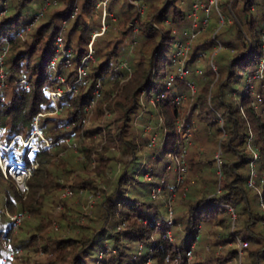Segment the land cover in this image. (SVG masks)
Segmentation results:
<instances>
[{
    "label": "trees",
    "instance_id": "1",
    "mask_svg": "<svg viewBox=\"0 0 264 264\" xmlns=\"http://www.w3.org/2000/svg\"><path fill=\"white\" fill-rule=\"evenodd\" d=\"M95 1L54 0L34 21L33 7L41 8L45 0H0V13L4 10L0 14V68L5 75L0 86V145H9L16 136L26 141L36 130L49 142L47 147L35 135L37 150L30 156L26 146L18 139L14 141L20 148V160L32 169L26 184L35 195L48 184L52 190L64 187L56 178L71 177L75 161L57 156L66 149L65 141H70L85 159L77 163L78 170L92 166L93 176L102 182L105 175H111V181L106 179L100 192L91 191L98 188L91 181L78 182V188L84 184L82 188L88 191V197H94L93 217L70 220L62 212L58 226L65 233L59 234V228L54 236H41L42 242L35 239L36 233L25 235L19 226L22 233L11 240L10 251L17 253L24 248L34 256L38 254L42 260L36 264H204L197 255L201 250V227L205 225L207 229L222 231L214 232L220 242L235 246L227 250L224 260L216 263L231 264L239 258L238 241H241L245 264H264V235H258L261 238L253 235L254 228L264 225V80L252 78L264 60V41L260 37L264 5L248 16L243 14L244 8L238 22L226 27L224 38L219 40L223 52L212 58L217 75L209 65L203 72L201 85H197V93L195 90L192 94L189 87H184L187 94L175 91V87L181 89L188 76L176 80L171 88L165 85L166 76L174 69L170 49L179 41L180 28L185 27L180 1L166 0L161 8L147 7L142 16L126 1L115 10L118 0L113 1L107 12L115 20L108 18L106 31L92 43L93 60L86 63V81L74 85V93L68 92L87 53L91 34L98 29L83 20V16L92 15ZM76 4L78 11L63 32L64 46L71 50L72 66L63 68L60 58L56 70L51 71L50 62L56 55L55 37L61 21L70 17ZM135 27L134 45L128 53L125 39H132ZM213 44L212 38L199 43L190 59L194 60L196 54L198 58L211 55ZM123 60H127L131 73L114 70ZM57 76H62L64 82L57 81ZM234 83H240V88L236 89ZM97 84L100 96L86 111L84 108L93 98ZM247 85L251 86L248 91ZM56 89H61L63 95L54 105L49 94ZM175 92L184 94L188 100L195 97L185 120L195 114L200 129L194 133L211 141L209 150L216 146L219 160L207 159L196 168L200 175L211 177L210 185L205 190H193L188 203L181 206L184 214L173 217V225L167 226L162 204L157 205L156 198L150 195L157 184L144 180L146 175L155 179L159 173L153 164L139 168L140 147L130 128L139 111L155 116L148 118L157 124L156 133L161 138L155 161L164 163L163 169L167 171L186 147L177 129L182 115L172 99ZM2 154L15 158L11 152ZM119 155L127 156L128 161H119ZM33 164L36 168H32ZM195 165L197 162L191 161L188 169L193 171ZM250 179L253 188L248 185ZM2 181L12 185L2 187L5 208L10 213L18 211L32 217L39 213L40 204L35 199L26 204L23 194L0 171ZM141 181L150 185L145 194L138 191L143 187ZM64 199H58V204ZM88 207L82 206L83 215ZM242 217L243 226L239 230ZM235 223L237 228L235 225L231 230ZM10 235L11 221H8L6 230L0 228L1 241L10 242ZM189 250L192 261L186 256ZM8 259L1 261L0 257V264H7Z\"/></svg>",
    "mask_w": 264,
    "mask_h": 264
},
{
    "label": "rangeland",
    "instance_id": "2",
    "mask_svg": "<svg viewBox=\"0 0 264 264\" xmlns=\"http://www.w3.org/2000/svg\"><path fill=\"white\" fill-rule=\"evenodd\" d=\"M125 1L126 0L116 1L114 5L116 7L115 10H117V8H119L120 5L123 4ZM165 1L166 0H142V3H144L145 6L150 7V8L151 6H153V8H161L163 7ZM262 2H264V0H220L219 9L224 16L225 23H224V28L219 33V40L224 38L222 37L223 35L222 33L226 29V27L229 24H231L228 22L229 20H231V22L233 21L236 22L237 17H240L242 10L244 8H246V11H244L243 14L245 16L250 15L252 13V11L250 10V5H254L257 11L260 9V5ZM176 4L177 2L174 3L175 6H177ZM33 8L35 9V11H38L40 9V7H37V6ZM187 10L188 9L186 8L184 9L185 20L187 19V15H188ZM46 11L47 9L45 10V12ZM171 11H173V7H170L169 12ZM208 15H209V27L207 31L202 32L198 36L196 35L195 39L191 43V50L188 53H186L187 55L185 58L187 59L185 60V65L186 66L189 65L187 67H188L190 76L188 73L185 76V77L187 76L188 77L183 81L184 83L181 89H178V87H175L176 88L175 91L181 92L180 90H182L185 93L186 88L184 89V87L190 88L191 86L194 88V90H196V93H197V90H198L197 85L198 84L201 85L204 79L203 72L207 71L209 68V65H210L209 59L211 60V57L214 58V56L217 53L222 54L223 52L219 50L218 52L215 53V55L212 52L210 53L211 55H206L205 57H201V58H198L196 54V58H194V60L190 59L191 55H193L194 48L199 43L205 42L207 39L211 38L210 36H211V32L213 28L218 27V17H217V12L214 6L210 7ZM38 18H40V16ZM89 18H90L91 24L87 23ZM83 20L85 21L86 24H89L90 27H93L96 29L98 28V23H99L98 15L96 17L94 16V18L92 15L83 16ZM63 38H64V34H63ZM173 50H174V47L172 45L170 49L171 55H172ZM207 56L210 58L208 59ZM216 61H217V58H216ZM218 62L221 65L222 62L220 60ZM261 62H264V60H261ZM173 68L174 66L172 65V69ZM175 71L176 69H173L171 73H175ZM200 71L202 72V74H199ZM244 78L245 77L242 78L243 81H244ZM232 85L236 89L240 88V83H234ZM186 93L188 94V92ZM182 95L184 96L185 99L184 101L181 102V105L179 106L180 107L179 110L181 111L182 116L177 122V125H178L177 129H179V134H180L181 139L185 137V135L188 137L190 136V137L188 140V145H186L185 147V152L181 156V158L184 159L186 163V172L184 176L182 177V180L180 181L179 184L176 181V173L173 168H171V170L164 171L163 169L164 163H159L155 161V155H156L157 149L160 148L161 146L159 144L161 138H160L159 132L156 133L157 124H155L154 121L150 122V120L148 119L150 116H153L154 118L155 116L148 115L145 112L139 111L138 114L135 115L136 117L133 118L134 120L132 121V126L130 128L131 133L135 136L136 143L140 147V154H139L140 158H139V164H138L139 168H141L145 164H153L155 165L156 173L157 174L159 173V176H156L155 179H151V181L145 178L144 180L145 182L153 181L157 184L156 186H159L160 192L158 193L157 198L154 200V202L157 205L162 204L163 209H161V211H162L163 218L165 219L167 218L166 210L169 207V204H170L169 199H171L172 197L171 195H173L172 197L173 200L170 201L172 202V204L170 205L173 210V217L182 216L184 214V210L182 209L181 206H183L185 203H188L187 199L190 193H192L193 190H202V189L205 190L209 187L210 185L209 182H210L211 177L207 176V174L200 175V173L198 172V169L196 172V168L202 165L201 164L202 161H207V159H211L213 157L218 159V154H219V151L217 150L216 146H214V148L212 147L213 151L208 149L210 148L209 145H211L210 140H207L206 138H204V136L199 137L197 136V134L194 133V131L197 132L198 128L200 129V126L197 124V120L194 117L195 114H193V116L190 118L189 121L185 120L190 115L191 106H192V103L195 97L191 98L192 100L190 98H189L190 100H188V98L186 99L184 94ZM153 133L157 136V143L153 147L154 149L147 146L148 144L147 140H149V136ZM64 144H66L67 147L66 149L62 150V152L58 153L57 155L58 158L60 159V157L62 156L63 158L69 159V161L71 162L75 161V164L72 165L73 173L71 174V177H68L66 175L64 177L61 176L59 178H56V182L64 184V187L58 186L57 184L58 186L57 190L55 189L52 190V189H49L51 188L50 187L51 184H48L47 186H45L43 190H41L36 195L33 194L29 189L25 193H23V198L25 200V203L29 205L35 199L34 202L36 204L37 203L40 204V205L38 204L40 206L39 207L40 211L35 217L34 216L32 217L31 214L26 215L24 213L25 218L23 222L21 223V225L19 226L23 228L24 230L22 231L23 233L26 232L25 235L36 233L35 239L41 242H42V240L40 239L41 236L42 237L44 236L46 238L49 236H54V232L60 228L58 226V219H59V216L62 214V212L67 213L68 218H70V220H75V219L82 220V217L84 218L90 217V216L93 217V214L96 211V208H95L96 206L92 207L94 206V203L93 205L88 207L89 209L86 208L84 215L82 213L83 212L82 206L84 204L88 205L89 200L87 201V197L89 193L87 190L83 189L84 184L82 186L83 188L82 187L78 188V182L87 181V183H89L91 181V183H93L95 186L98 187L96 190H91V191L100 192L101 188H104V182L106 181V179L111 181L110 174H107L103 177V179H105L104 182L100 181L101 179L99 177L97 176L94 177L93 173L90 170L92 169L91 168L92 166L89 168L86 167L82 169L81 171L78 170L79 166L77 163L84 162L85 159L82 158V156L73 148V145H71L70 141H65ZM118 159L119 161L126 162L128 161L129 158L127 156L119 155ZM191 161L197 162V165L192 167L193 171L188 169V166ZM91 164L94 166V163H91ZM71 183L75 185L73 187H70L69 185ZM141 183L143 187L141 189L138 188V191L145 194L146 192H148L147 190H149L150 185L147 183L144 184V181H141ZM12 184L14 186L13 181H12ZM7 185H11V184L6 183L4 181L0 182V228H3V230H6L7 223L9 221L8 216L6 215V212L7 214L8 213L9 214L19 213L18 211H15L14 213H10L5 208V200H4L5 193H3L2 187H5ZM67 189L71 190L73 192V195L66 197L59 205L58 199H60L63 196L64 191ZM43 195L45 198H43ZM91 200H94V199L91 198ZM64 201L66 202L64 203ZM255 208L257 209L258 207L255 205ZM242 219L243 217L239 219L240 220L239 227H238L239 230L243 226ZM235 225L237 228V224L235 223L232 225L230 229L234 230L233 228ZM204 226L201 227V231H200V237H199L200 247L199 248L201 250L199 251L197 255V259L198 261H205L204 264H220L216 262L224 260L227 257V250L235 246L231 245L230 242H220L221 238L218 235H215L214 232L217 231L221 233L222 232L221 230L220 231L219 229L211 230V229H207L206 228L207 226L205 227ZM20 227H18L15 232L11 231L10 242H6L5 240L1 241L0 239V251H1L0 257L2 258L1 261H4L5 259L10 258L8 259L7 264H36L37 262L42 260V257L38 256V254L34 256L32 252L30 251L28 252V250H25L24 248L18 249L17 253H12L13 251L12 252L10 251L9 245L11 244V240L15 236L17 235L19 236V234L22 233L20 232V229H19ZM254 231L255 232L253 235L256 238H261V236H258V235H264V225H262V227L259 226V228H254ZM62 232L65 233L60 228L59 234H61ZM215 243H217V245H215ZM238 251H239L240 257L233 259L231 264H245L246 262L245 254H242L241 248H238ZM11 259L12 261H10ZM190 259L191 261L193 260V254ZM210 259H211L210 263L207 262Z\"/></svg>",
    "mask_w": 264,
    "mask_h": 264
},
{
    "label": "built area",
    "instance_id": "3",
    "mask_svg": "<svg viewBox=\"0 0 264 264\" xmlns=\"http://www.w3.org/2000/svg\"><path fill=\"white\" fill-rule=\"evenodd\" d=\"M78 1L79 0H74L75 3H78ZM113 1H116V0H96L92 6V15H93V17L94 16L96 17L98 15L99 27L97 30H94L93 33L91 34V37H90V40H89V43L87 46V53L82 58L79 66L77 67L76 80L73 83V85L68 87V89H67L68 92L74 93L76 91V89L74 88V85L78 84L81 81H86V77H87L86 63L88 60H93V58H92V53H93L92 43L96 37L103 35L104 32L106 31V29L108 27L107 19L110 18L111 21L115 20L114 16L107 12L108 5ZM126 1H127V4L131 5L135 9V11L137 12V14L139 16H142L144 14L147 6H145V4L142 3V0H126ZM52 2L55 3L54 0H45L42 8L35 14L34 21H36L39 16L41 17L43 10L47 6H49L50 3H52ZM190 2H191L190 11H189V14L187 15V18L190 20V26L182 32V35H181L182 39L179 41H176L175 44L173 45L174 50H173L172 55H171V63L174 66V69H176V71H175V73H169L166 76L165 85L167 88H171L173 83L176 80H181V81L184 80L186 78L185 76L189 73L188 67L185 65V60L187 59V58H185L187 55L186 53H188L191 50V43L195 39L196 35L198 36L202 32H205L208 29V27H209V15H208V13H209V9L211 6H214V8L216 9L217 17H218V27L213 28V30L211 32V38L214 40V44L212 47L213 54L215 55V53L218 52L219 50H221V48H222V45H221L219 39L217 38V34L222 29V27H224V23H225L224 16L219 9L220 0H190ZM261 5H264V2H262ZM250 10L252 12L256 11L255 6L250 5ZM77 11H78V6L76 4L73 7V10H72L70 17L68 19H64L61 21V28L55 37L56 55L52 58V60L50 62V66H49L51 71L56 70V67H57V64H58L60 58H62L61 64H62L63 68L68 69L72 66V60L70 57L71 50L69 48H65V46H64L65 41L63 38V32L65 31V28L67 27V25L69 24V22L73 18V16L77 13ZM3 13H4V10L1 11L0 14H3ZM228 22L233 23L234 21L231 22V20H229ZM236 22H238L237 19H236ZM132 33H133L132 39L130 40V42L126 46V49L128 50V52H130L132 50L133 45H134L133 37L136 33V27L133 28ZM260 37H261V40L264 41V27H262L260 30ZM212 58L213 57H211V60H210V67L213 70V72L215 73V75H217L216 66L212 62ZM114 70L115 71L126 70L128 73H131V69L128 65L127 60L121 61L114 68ZM4 78H5V75L2 73V68H0V80H1L0 86L2 85V81L4 80ZM252 78L264 80V62H260L259 68L256 71V73L252 76ZM57 81L63 83L64 78L62 76H57ZM96 87L97 88L94 92L93 98L89 101V103L84 108L86 111H88L89 109H91L94 106L95 101L100 96V85L97 84ZM249 88H251V86L247 85L246 90L248 91ZM190 91L192 94H194V92H195L194 88L191 86H190ZM62 95H63V91L61 89H56L54 91H51L49 94L50 99L54 103V105L56 104L58 99L61 98ZM162 96L163 95H161V97ZM172 99L176 105L180 106L181 102L184 101L185 98L183 95L177 94L175 92V95L173 96ZM178 131H179V129H178ZM187 132H189V131H187ZM1 133H2V131H0V134ZM35 135L39 136L41 138V140H43V142L47 146H49V142L45 138L42 137V135L40 134V132L38 130L34 131L32 133V135L30 136V138L26 141H24L21 136H16L9 145H6V146L0 145V170H1V172L5 178L9 177L10 179H12V181L14 182L15 188L20 193H25L28 190V186L26 184V181L31 176L32 169L30 167L26 166L20 160V157H19L20 148L18 147V145H14V141L16 139H18V141L21 142L23 146L28 147L30 149V152L32 153L34 150L37 149L36 142L34 140ZM189 137L185 135V137L182 138V141L184 142L185 146L188 145ZM147 141H148L147 146L150 148H153L157 143V136L155 134H153V135L151 134L149 136V140H147ZM183 149H185V147H183ZM2 151L11 152L15 158L9 159L8 157H6L2 154ZM174 162H175L174 165H171L168 170H171V168L174 169V171L176 173V181L179 184L180 181L182 180V177L184 176V174L186 172V163H185L184 159H182V158H177ZM32 168H36V164H33ZM251 176H254V173L252 170H251ZM145 179L150 181L151 176L146 175ZM162 183H163V181H162ZM248 185L251 188L254 187L252 179H250L248 181ZM159 192H160V188H159V186H157L151 190L150 195L152 198H157V195ZM72 195H73V192L71 190L67 189L64 191L62 198H66V197H69ZM171 196L173 197V195H171ZM172 197H171V199H169L170 204H172V202H170L173 200ZM93 199H94V197H93ZM88 200H89L88 205L90 207L91 204L93 203L92 202L93 200H91V197H88ZM170 204H169V207L167 208V218H166L167 226L173 225V210H172ZM8 217H9V220L11 221V230H12V232H15L16 229L19 227V225H21L22 221L24 220L25 215H24V213H17V214H13V215H8ZM233 217H234V215H233ZM167 236L169 239H171V233L169 231L167 232ZM243 244H244L243 242L238 241L239 248ZM191 255H192L191 250L186 252V256L188 259L191 258Z\"/></svg>",
    "mask_w": 264,
    "mask_h": 264
},
{
    "label": "crops",
    "instance_id": "4",
    "mask_svg": "<svg viewBox=\"0 0 264 264\" xmlns=\"http://www.w3.org/2000/svg\"><path fill=\"white\" fill-rule=\"evenodd\" d=\"M180 1V3H181V5L180 6H182L183 7V9H188L187 10V13L189 14V11H190V5H191V2H190V0H179ZM93 16V15H92ZM94 18V17H93ZM91 21H90V18L88 19V22L87 23H90ZM190 26V20L187 18L186 19V21H185V27H182V28H180V30L178 31V33H177V40H181L182 39V32L184 31V30H186L188 27ZM126 40V45H125V48H126V46H127V44L130 42V40H128L127 38L125 39ZM128 42V43H127ZM128 51V50H127ZM129 53V52H128ZM170 54H171V52H170Z\"/></svg>",
    "mask_w": 264,
    "mask_h": 264
},
{
    "label": "clouds",
    "instance_id": "5",
    "mask_svg": "<svg viewBox=\"0 0 264 264\" xmlns=\"http://www.w3.org/2000/svg\"><path fill=\"white\" fill-rule=\"evenodd\" d=\"M41 8H42V7H41ZM41 8H40V9H41ZM40 9H39V10H40ZM39 10H38V11H39ZM38 11H36V13H37ZM36 13H35V14H36ZM93 31H94V30H93ZM92 33H93V32H92ZM46 146H47V145H46ZM47 147H48V146H47ZM27 148H28V147H27ZM28 149H29V148H28ZM36 150H37V149H36ZM36 150H34V151H36ZM34 151H33V152H34ZM33 152L31 153V152H30V149H29V155H30V156L33 154ZM19 157H20V156H19ZM0 171H1V170H0ZM1 173H2V172H1ZM2 175H3V174H2ZM3 177H4V176H3ZM4 178H5V177H4ZM5 179H10V178L8 177V178H5ZM10 180H12V179H10ZM14 186H15V185H14ZM15 189H16V188H15ZM16 190H17V189H16ZM22 194H23V193H22ZM4 200H5V199H4ZM6 215L8 216V215H13V214H9V213L7 214V212H6ZM8 219H9V217H8ZM9 221H10V220H9ZM11 231H12V230H11Z\"/></svg>",
    "mask_w": 264,
    "mask_h": 264
}]
</instances>
